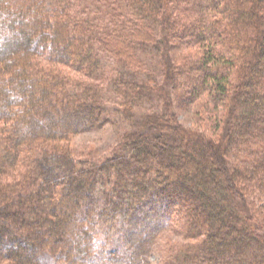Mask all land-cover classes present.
I'll use <instances>...</instances> for the list:
<instances>
[{
  "label": "trees",
  "instance_id": "16d2710c",
  "mask_svg": "<svg viewBox=\"0 0 264 264\" xmlns=\"http://www.w3.org/2000/svg\"><path fill=\"white\" fill-rule=\"evenodd\" d=\"M161 22L197 45L181 78L213 93L225 138L141 115L118 153L77 160L72 139L106 118L98 43L133 69ZM152 248L264 264V0H0V264H147Z\"/></svg>",
  "mask_w": 264,
  "mask_h": 264
},
{
  "label": "rangeland",
  "instance_id": "374dc122",
  "mask_svg": "<svg viewBox=\"0 0 264 264\" xmlns=\"http://www.w3.org/2000/svg\"><path fill=\"white\" fill-rule=\"evenodd\" d=\"M175 10L181 14L180 8ZM168 25L162 22L157 24L149 47L136 52L138 62L133 69L126 68L121 61L123 58L112 55L98 43V47H102L98 53L101 67L97 69V79L89 78V81L100 86L106 118L100 127L78 133L72 139L71 148L77 160L94 162L118 153L125 133L143 130L139 126L141 123L138 124L141 115H149L158 124L174 122L179 128L188 131V135L197 132L205 139L212 140L215 145L225 138L224 131L213 123L216 112L209 108L213 102V93L207 90L196 91V83L190 89L181 78V58L190 59L195 56L197 59V45L186 46L181 43L173 27ZM162 26L169 28V40L161 36ZM71 72L73 77L79 75L73 70ZM128 76L134 79L135 91L125 94L124 91H117V83L128 79ZM122 104L128 105L127 108H123ZM129 110L132 111L131 117L127 115ZM217 111L225 115L222 105ZM168 237L178 241L181 239L175 235ZM159 257L158 250L152 248L147 253L146 262L156 264Z\"/></svg>",
  "mask_w": 264,
  "mask_h": 264
}]
</instances>
